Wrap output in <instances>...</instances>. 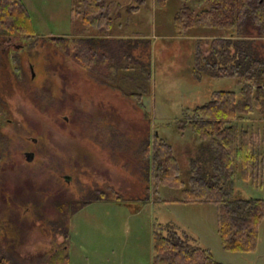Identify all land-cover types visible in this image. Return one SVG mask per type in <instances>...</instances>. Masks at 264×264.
<instances>
[{
	"label": "rangeland",
	"instance_id": "1",
	"mask_svg": "<svg viewBox=\"0 0 264 264\" xmlns=\"http://www.w3.org/2000/svg\"><path fill=\"white\" fill-rule=\"evenodd\" d=\"M106 1L122 7L118 4L121 0ZM22 2L32 19L36 38L17 34L16 44L24 45L19 54L22 78L15 86L18 98L5 101L10 109L3 114V139L8 140L9 149L5 146L3 150L7 154L11 150L13 158L22 157L21 151L29 149L28 137L40 136L42 148L56 158L53 170L69 176L65 189L70 207L62 264H153L158 224H169L180 235L187 234L191 242L208 248L222 264H264V219L253 251L225 250L217 232L215 206L174 201L182 196V190L160 186L152 175L157 138L170 145L181 173L186 170L187 151L200 141L188 128L179 127L185 113L208 102L213 91L232 90L241 99L242 84L235 77H201L192 69L195 40L177 35L172 27L177 0L162 5L146 0L138 13L129 15L130 20H124L123 12L114 23L113 34H119L124 24L125 37L146 39V46L139 51L149 74L144 67L136 68L134 72L141 75L137 84L119 81L114 85L120 83L125 92H141L144 109L97 74L82 69L69 52L62 53L49 42V36H70L80 27L72 19L73 0ZM201 50L207 53L205 42ZM28 62L33 72L30 77L34 74L35 80L28 75ZM5 70L0 68V77L5 79L0 80L12 89V77L6 78ZM28 88L32 89L30 93ZM16 104L19 107L15 110ZM26 114L34 122L27 120ZM252 115L258 117L256 113ZM255 124L261 128L264 153V126L259 121ZM63 165L66 169L61 170ZM35 170L31 167L9 173L23 178ZM184 177L183 174L181 178ZM48 178L41 181L47 182ZM109 190L116 191L121 199L115 200ZM91 192L109 194L83 204ZM235 192L264 198V183L256 187L236 176ZM20 232L17 248L0 242L4 248L10 247L9 256L3 259L6 264H23L16 259L17 253L27 258L41 251H47L46 255L35 264H53L47 260L49 247L53 246L49 234L38 228L31 234Z\"/></svg>",
	"mask_w": 264,
	"mask_h": 264
},
{
	"label": "trees",
	"instance_id": "2",
	"mask_svg": "<svg viewBox=\"0 0 264 264\" xmlns=\"http://www.w3.org/2000/svg\"><path fill=\"white\" fill-rule=\"evenodd\" d=\"M135 1L141 3L132 5ZM145 1L127 0L125 12L134 15ZM168 1L156 0L160 5ZM177 2L172 27L177 35L195 40L192 69L201 77H235L242 84L241 99L232 90L213 91L208 102L185 113L179 127L188 128L200 143L187 151L184 180L178 161L170 153V145L162 138H157L153 146L152 175L158 185L182 190V196L174 201L212 203L217 211L222 247L250 252L256 248L264 219V198L235 192V177L256 187L264 183L263 138L260 126L255 124L264 122V0ZM114 5L106 0H73L72 19L80 27L70 36L48 39L57 50L69 52L82 69L97 74L104 83L137 84L141 75L134 72L136 68L144 67L149 74L139 51L146 46V39L112 33L121 16L119 5L113 9ZM0 32L36 38L22 0H0ZM203 42L207 44V53L201 50ZM119 84L114 88L144 109L141 92H125ZM109 191L115 200L121 199L116 191ZM108 194L91 192L83 204ZM190 239L169 224H158L154 232L153 264H222L208 248ZM0 264L5 261L0 260Z\"/></svg>",
	"mask_w": 264,
	"mask_h": 264
},
{
	"label": "flooded vegetation",
	"instance_id": "3",
	"mask_svg": "<svg viewBox=\"0 0 264 264\" xmlns=\"http://www.w3.org/2000/svg\"><path fill=\"white\" fill-rule=\"evenodd\" d=\"M16 38L18 39L17 34L0 32V68L6 69L8 75L6 78L9 79L11 76L10 81L14 85L12 89L7 88L4 86V81L0 80V242H4V245H12L15 249L21 239L19 238L20 231L31 234L38 228L44 234H49L53 241V246H50L48 250L47 260L53 264H62V252L65 249L66 240V213L70 207L65 189L69 180L68 175L53 170L56 158L51 157L45 147V149L42 148L40 136L28 137L31 144L27 142L26 145L29 146V149L21 151L22 157L13 158L10 156L11 150H9L10 154L3 150L5 146L9 149L8 140L3 139V114L9 112L10 109H8L9 104L5 101L18 98L19 90L17 93L15 86L19 85V80L22 78L19 54L24 45L16 44ZM2 58L5 59V62ZM28 71L30 77L33 72L29 62ZM31 77V80H35L34 74ZM0 79L5 80L2 77ZM27 90L30 93L32 89L28 88ZM16 106L19 107V104L15 105V110ZM25 117L34 122L28 114ZM6 120L11 121L10 119ZM17 147L18 145H14V148ZM31 167L36 170L28 173V176L24 175L26 178L24 176L23 178L13 177L9 173L15 169ZM60 169H66V166L63 165V168L60 167ZM49 175L52 180L47 177ZM43 177L49 180L41 181ZM49 242L51 243V241ZM0 246V255L2 256L0 260L4 261L3 259L9 256L8 248L10 247L6 249L2 247V244ZM16 251L18 250L16 249ZM46 252H34L31 255L28 254L27 258L21 257L18 253L15 256H17V260L23 261V264H35L43 255H46ZM36 256L38 257L36 258ZM41 260L43 262L45 258Z\"/></svg>",
	"mask_w": 264,
	"mask_h": 264
},
{
	"label": "crops",
	"instance_id": "4",
	"mask_svg": "<svg viewBox=\"0 0 264 264\" xmlns=\"http://www.w3.org/2000/svg\"><path fill=\"white\" fill-rule=\"evenodd\" d=\"M126 3H127V0H121V1L118 2V4H121V5H122V7L119 8V12H120V14H122L123 12H124V13H123L124 15L127 14V15L125 16L124 20H125V21H128V20H130V16H129V15H131V14H133V13L130 14V13H126V12H125L126 9H124L123 6H124ZM122 8H123V9H122ZM121 9H122L123 11H122ZM155 9H156V8H155ZM155 9H154V13L156 14V10H155ZM137 13H138V12H137ZM134 14H136V13H134ZM119 27H120V26H119ZM126 30H127V29H126V27H125L124 24H123V25L121 26V28L119 29V31H120L119 34L122 35ZM115 90H116V89H115ZM118 91H119V90H118ZM261 123H262L261 127H263V126H264V122H261Z\"/></svg>",
	"mask_w": 264,
	"mask_h": 264
},
{
	"label": "water",
	"instance_id": "5",
	"mask_svg": "<svg viewBox=\"0 0 264 264\" xmlns=\"http://www.w3.org/2000/svg\"><path fill=\"white\" fill-rule=\"evenodd\" d=\"M68 179H70L69 176H68Z\"/></svg>",
	"mask_w": 264,
	"mask_h": 264
}]
</instances>
